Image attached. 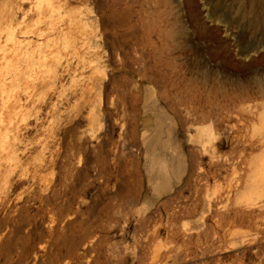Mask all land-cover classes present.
<instances>
[{
	"label": "rangeland",
	"instance_id": "374dc122",
	"mask_svg": "<svg viewBox=\"0 0 264 264\" xmlns=\"http://www.w3.org/2000/svg\"><path fill=\"white\" fill-rule=\"evenodd\" d=\"M42 2L24 20L51 2L68 45L21 85L0 264H264V65L228 63L264 46V0ZM28 6L0 0L3 49Z\"/></svg>",
	"mask_w": 264,
	"mask_h": 264
},
{
	"label": "bare ground",
	"instance_id": "6f19581e",
	"mask_svg": "<svg viewBox=\"0 0 264 264\" xmlns=\"http://www.w3.org/2000/svg\"><path fill=\"white\" fill-rule=\"evenodd\" d=\"M27 12L20 17L12 16L13 21L6 24V40L8 48L0 46V185L2 187L16 168L25 162L35 152V148L27 147L24 135L27 129L26 117L34 106L36 95L21 89V85L31 84L33 73H39L35 92L50 86L55 79L52 70L58 63L59 55L53 50L55 40L61 39L63 46L68 45L65 29L56 27L50 21L41 26L43 18L50 14L51 18L56 8L47 2L44 10L33 12L27 23L24 18L28 12L39 8L43 0H27ZM50 1V0H49ZM210 21V20H209ZM214 21V20H213ZM213 37H217L219 27L210 29ZM37 37L36 41L32 38ZM212 37V38H213ZM228 63H233L238 69H252L264 65V46L258 47L251 54H240L238 59L231 56ZM40 68L44 69L41 70ZM38 71V72H37ZM31 80V81H30ZM36 81V79H35ZM24 86V87H25ZM36 92V93H37Z\"/></svg>",
	"mask_w": 264,
	"mask_h": 264
}]
</instances>
